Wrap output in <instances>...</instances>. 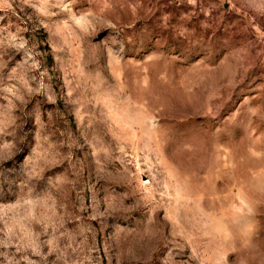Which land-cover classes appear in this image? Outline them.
<instances>
[{"label":"rangeland","instance_id":"obj_1","mask_svg":"<svg viewBox=\"0 0 264 264\" xmlns=\"http://www.w3.org/2000/svg\"><path fill=\"white\" fill-rule=\"evenodd\" d=\"M0 264H264V0H0Z\"/></svg>","mask_w":264,"mask_h":264}]
</instances>
